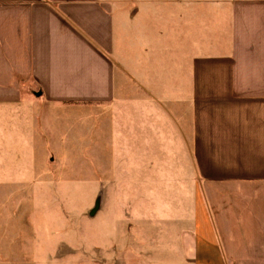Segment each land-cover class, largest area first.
Returning a JSON list of instances; mask_svg holds the SVG:
<instances>
[{"label": "crops", "instance_id": "1", "mask_svg": "<svg viewBox=\"0 0 264 264\" xmlns=\"http://www.w3.org/2000/svg\"><path fill=\"white\" fill-rule=\"evenodd\" d=\"M65 102L176 173L180 264H264V0H0V186Z\"/></svg>", "mask_w": 264, "mask_h": 264}, {"label": "rangeland", "instance_id": "2", "mask_svg": "<svg viewBox=\"0 0 264 264\" xmlns=\"http://www.w3.org/2000/svg\"><path fill=\"white\" fill-rule=\"evenodd\" d=\"M54 110L43 155H13V182L0 186V264H180V182L136 154L148 141H133L127 108Z\"/></svg>", "mask_w": 264, "mask_h": 264}]
</instances>
